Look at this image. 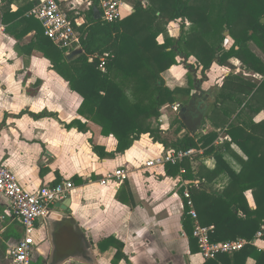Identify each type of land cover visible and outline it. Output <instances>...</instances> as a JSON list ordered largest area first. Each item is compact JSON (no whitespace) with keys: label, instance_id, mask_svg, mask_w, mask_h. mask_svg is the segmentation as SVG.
<instances>
[{"label":"trees","instance_id":"obj_1","mask_svg":"<svg viewBox=\"0 0 264 264\" xmlns=\"http://www.w3.org/2000/svg\"><path fill=\"white\" fill-rule=\"evenodd\" d=\"M20 1L23 4L12 11L11 3ZM147 1L136 0L135 11L115 22L102 18L96 2L86 12L81 11L73 17L84 52L70 61L67 60L70 52L58 48L45 35L40 21L27 14L35 1L0 0V20L5 23L15 21V28L26 26L20 34H15L17 38L35 32L31 42L24 47L26 53L35 49L41 51L50 60L52 69L80 95L79 114L100 125L103 135L115 136V152H107L105 147L91 140L93 152L99 157H115L117 153L129 150L143 134H149L155 142L170 150L198 148L204 149V154L212 155L214 167L201 162L198 168L194 167L193 162L203 161L204 155L166 165L169 174H179L181 168H185L187 179L200 182V187H192L191 193L201 224L214 227L212 241L238 238L248 241L240 251L206 260L204 264H246L249 258H253L255 264H264V250L252 243L264 227V120H255V116L264 111V0ZM3 2L8 6L3 7ZM80 16L84 17V23L78 25L74 19ZM164 20L188 21L190 27L186 34L178 38L167 36L164 43H159L158 36L164 29L158 25ZM155 21L158 22L157 29ZM227 32L234 40L229 49L224 47ZM192 56L203 72L215 62L232 67L230 60L238 58L248 69L262 76L258 79L237 73L224 82L206 115L217 128L220 126L212 114L218 108L229 117L221 126L226 135L222 142L219 141L220 132L216 130L201 131L194 136L190 133L181 135L185 129L181 118L175 121L179 124L176 138L168 141L162 136L160 126L154 124L159 122L163 106H186L191 100L195 87L192 74L189 87L171 89L166 86L161 73L173 65H188L187 60ZM237 94L249 99L235 98ZM228 100H232L234 109L224 106ZM233 114L236 116L231 121ZM73 127L83 131L86 124L75 119L67 124V128ZM233 145L238 146L241 153ZM75 179L76 184H81L80 178ZM249 191L254 208L247 196ZM187 211L186 208L183 226L192 252L196 253L199 247ZM106 242L117 248L115 264L120 259L127 260L123 242L114 236L108 237ZM2 249L6 251V246Z\"/></svg>","mask_w":264,"mask_h":264},{"label":"crops","instance_id":"obj_2","mask_svg":"<svg viewBox=\"0 0 264 264\" xmlns=\"http://www.w3.org/2000/svg\"><path fill=\"white\" fill-rule=\"evenodd\" d=\"M22 4V1L11 3L12 11ZM2 6L8 4L3 2ZM15 23L0 20V162L15 172L23 187L30 191L52 186L60 179H71L75 186L64 200L69 201L67 211L56 207L55 203L49 215L38 222L34 260L42 264H115L117 248L106 242L108 237L114 236L124 243L123 252L127 257L116 264H204L206 260L202 255L192 252L183 226L186 206L182 176L169 174L166 165H146L148 160L169 148L155 142L149 134H143L129 150L115 157L101 158L94 153L91 140L105 147L107 152H115L117 139L114 135H103L100 125L79 114L80 95L52 69L50 60L41 51L35 49L26 53L24 47L35 32L17 38L15 34H20L26 26L15 28ZM187 26L190 27L189 22ZM169 32L174 37V29L170 28ZM226 35L224 47L229 49L234 40L228 32ZM158 41L164 43L165 37L159 36ZM191 58L197 68L190 72L195 81L192 93L200 87L198 108L204 106V97L210 92L212 101L207 114L228 77L244 73V76L262 78L238 58L230 60L232 67L215 62L206 72L196 65L195 57ZM190 74L184 65H173L161 76L166 86L174 89L189 87ZM235 98L249 99L241 94ZM224 106L234 109L232 100L226 101ZM179 107V104L162 107L160 128L163 133L169 128L166 120L176 115ZM40 113L45 115L35 116ZM235 116L232 115L231 121ZM212 117L220 127L205 117L199 132L219 131L222 142L226 135L221 126L229 117L220 108ZM75 119L86 124L85 130L67 128ZM255 120H264V111L256 115ZM186 133L192 135L185 126L181 135ZM233 148L241 153L238 146L233 145ZM198 155H204L203 161H194L195 168L200 162L214 167L212 155L204 154V149L203 154ZM233 164L236 166L235 161ZM119 168L129 171L127 179L101 183L107 173ZM75 177L81 179V184L75 183ZM247 196L254 208L250 191ZM0 211L10 214L9 200L1 192ZM22 235L21 223L9 221L0 239V261L7 260L10 264L9 246ZM257 245L263 246L264 241H258ZM255 263L249 258L246 264Z\"/></svg>","mask_w":264,"mask_h":264},{"label":"built area","instance_id":"obj_3","mask_svg":"<svg viewBox=\"0 0 264 264\" xmlns=\"http://www.w3.org/2000/svg\"><path fill=\"white\" fill-rule=\"evenodd\" d=\"M32 1H35V4L28 15L38 19L44 28L45 35L58 48L65 49L68 52L82 48L81 34L75 29L73 18L70 19L68 15L70 10L79 6L88 10L96 2L102 18L107 22L119 21L135 11V4L131 0ZM144 1L148 2L147 0ZM74 23L83 24L84 17L75 18ZM198 154H203V149L190 148L177 151L167 149L153 159L148 160L146 165L148 167L175 165ZM185 173V168H181L182 194L185 199V206L188 209L187 214L193 222V237L197 240L199 253L203 259H218L220 255L233 254L243 249L248 243L245 239L212 241L211 232L214 227L201 224L191 193V188L200 187V182L190 181L184 176ZM128 176L129 171L127 169L119 168L114 172L107 173L101 183L107 184L115 179L125 180ZM74 187L71 179H64L55 185H46L36 191H30L23 187L15 172L0 162V192L8 198L10 204V214L0 211V239L11 220H18L22 225L23 232L22 237L14 245L9 246L8 251L12 264H32L38 222L49 215L52 205L65 200L72 193ZM258 241H264V227L257 232L255 239L252 241L253 245L264 250V245H257Z\"/></svg>","mask_w":264,"mask_h":264},{"label":"water","instance_id":"obj_4","mask_svg":"<svg viewBox=\"0 0 264 264\" xmlns=\"http://www.w3.org/2000/svg\"><path fill=\"white\" fill-rule=\"evenodd\" d=\"M262 22L264 23V18L262 19ZM83 52L84 50L82 48L72 51L67 55V60L68 61L73 60L74 58L81 55ZM198 90H200L199 86L197 87V91ZM197 91L195 93H192L191 100L188 105L180 107V117L183 123L185 124V126L187 127V131L191 132L192 135H197L199 133V129L203 126L209 108V104L212 101V99L209 97L210 94L209 92V94H207L204 97L203 100L204 106L198 108L196 105L197 95H198ZM55 205L56 207L67 211L69 201L68 202H65L64 200L59 201ZM91 264H99V263L92 262Z\"/></svg>","mask_w":264,"mask_h":264},{"label":"rangeland","instance_id":"obj_5","mask_svg":"<svg viewBox=\"0 0 264 264\" xmlns=\"http://www.w3.org/2000/svg\"><path fill=\"white\" fill-rule=\"evenodd\" d=\"M131 1L133 3H135L136 0H131ZM79 11H85L86 12L87 10H85L84 7H82V6H79L76 9L74 8V9H72V10H70L68 12L69 18L71 19V18L75 17L78 14ZM171 22H173L174 24H172V26L170 27V23ZM157 23L158 22L155 21V24H156L155 25V29H157V27H156L158 25ZM187 23H188V21L183 22L182 20H176V21L164 20L161 24L158 25V28L164 29V33L163 34L161 33L159 36H163V37L170 36V32L169 31H170V28H171V29H174V35L173 36L174 37L176 36L178 38L179 36H181L183 34H186L187 30H189V26H187ZM144 24L147 25L148 23L144 22ZM159 36H158V38H159ZM192 60H193L192 58L188 59L187 60L188 65H184L187 68V73H189V74H190V72L191 73L195 72V70L197 69V68L195 69V67L193 66L194 64H192L193 63ZM190 69H191V71L188 72V70H190ZM162 79H163V77H162ZM164 82H165V80H164ZM181 106L182 105H180V107ZM180 107H179V111H178V113L176 115L171 116L170 118H168V120H166L169 123V128H168V131L166 133H162V136L165 137L168 141L174 140L176 138V133L175 132H176V129L178 128L179 124L177 122H175V121L177 119L181 118L180 117ZM160 120H161V118L159 119V122H154L155 126H161V121ZM32 261H33L32 264H42V262H38V261L34 260V258H33ZM0 264H9V262H7V260L6 261L4 260V261H0ZM10 264H12L11 261H10Z\"/></svg>","mask_w":264,"mask_h":264},{"label":"flooded vegetation","instance_id":"obj_6","mask_svg":"<svg viewBox=\"0 0 264 264\" xmlns=\"http://www.w3.org/2000/svg\"><path fill=\"white\" fill-rule=\"evenodd\" d=\"M199 91V90H198ZM198 93V92H197Z\"/></svg>","mask_w":264,"mask_h":264}]
</instances>
